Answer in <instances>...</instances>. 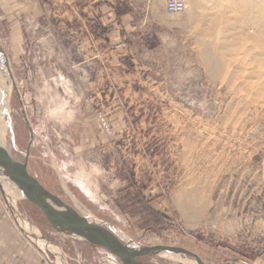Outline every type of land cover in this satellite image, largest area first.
Segmentation results:
<instances>
[{
    "label": "rangeland",
    "instance_id": "rangeland-1",
    "mask_svg": "<svg viewBox=\"0 0 264 264\" xmlns=\"http://www.w3.org/2000/svg\"><path fill=\"white\" fill-rule=\"evenodd\" d=\"M166 1L0 0V63L14 85L0 84L5 148L123 241L181 248L203 264H264V38L218 37L196 20V1L175 16ZM57 98L68 122L54 118ZM82 171L95 196L80 187ZM7 196L0 264H121ZM137 261L197 264L178 254Z\"/></svg>",
    "mask_w": 264,
    "mask_h": 264
},
{
    "label": "water",
    "instance_id": "water-1",
    "mask_svg": "<svg viewBox=\"0 0 264 264\" xmlns=\"http://www.w3.org/2000/svg\"><path fill=\"white\" fill-rule=\"evenodd\" d=\"M0 50V55H1ZM3 57V56H2ZM0 62H2L0 58ZM5 65V61H3ZM12 86L13 80L5 65ZM27 123V122H26ZM31 135V129H30ZM5 179L15 190L17 196L37 207L45 216L50 226L57 232L85 241L91 245L106 249L116 256L121 264H140L141 257L178 254L192 257L197 264H203L193 253L176 247H145L121 240L109 226L80 215L74 208L49 193L32 177L27 170V160L23 163L13 160L5 146L0 145V192L9 203L1 186ZM10 205V204H9Z\"/></svg>",
    "mask_w": 264,
    "mask_h": 264
},
{
    "label": "bare ground",
    "instance_id": "bare-ground-1",
    "mask_svg": "<svg viewBox=\"0 0 264 264\" xmlns=\"http://www.w3.org/2000/svg\"><path fill=\"white\" fill-rule=\"evenodd\" d=\"M193 1L194 2L196 1L193 4V8L194 9L196 8V10L200 12L198 14L199 19L196 20L205 23L206 27H209L210 29L213 28L212 31L218 37L227 33L228 31L227 29H243L244 34H246L249 31H252L251 33L254 34V38H258V39H260L261 37L264 38V0H200V4L203 3L209 5L212 4L213 7L211 8V11L213 13L208 16L203 15L205 13L204 11L206 10V8L205 10L201 9V5L197 3V0H193ZM203 59L205 60V63H207V66L211 65L209 64L211 60V52L209 50L204 51ZM6 78L9 79L8 74L3 69V65L0 63V84L2 80ZM64 85H65L64 87L67 89V85L66 84ZM2 93L4 94V91ZM6 97L8 98V95ZM2 102L3 100L0 99V145L5 146L6 135L9 129V124L3 121V111L7 110L8 102L7 99L4 101V103ZM65 105H67L65 100H60V99L56 100L52 113L55 116L54 118H56L57 120L59 118L60 120L61 118H65L66 122H68V119L70 120L72 118L73 113H71L70 111L66 112ZM96 172L98 173V171ZM92 173L94 172H91V174ZM90 176H91L90 174H87L84 171H82V174L79 175V178L81 180L79 182L80 187L82 188L84 187V190H86L84 192L86 194L91 192L95 193V188H96L94 184L95 180L93 181L92 179L94 176L93 177L91 176L92 178ZM1 186L4 191L5 198L9 202L8 204L11 203L9 196H7L8 193L11 194L12 196L11 198L14 202L20 200L13 187L5 179H2ZM164 256L170 257L172 256V254L171 255L164 254ZM173 258L176 259L177 257L176 258L173 257Z\"/></svg>",
    "mask_w": 264,
    "mask_h": 264
},
{
    "label": "built area",
    "instance_id": "built-area-1",
    "mask_svg": "<svg viewBox=\"0 0 264 264\" xmlns=\"http://www.w3.org/2000/svg\"><path fill=\"white\" fill-rule=\"evenodd\" d=\"M165 10L168 15H182L186 10L185 0H167Z\"/></svg>",
    "mask_w": 264,
    "mask_h": 264
},
{
    "label": "crops",
    "instance_id": "crops-1",
    "mask_svg": "<svg viewBox=\"0 0 264 264\" xmlns=\"http://www.w3.org/2000/svg\"><path fill=\"white\" fill-rule=\"evenodd\" d=\"M123 81V80H122ZM96 189V188H95ZM93 193V192H92ZM93 196H95L96 195V193H93L92 194ZM2 212H3V215H2ZM0 215H2V221L4 222V229H5V231L7 230V229H11V227L9 226L10 224H9V222L7 221V218H6V216L4 215V209H3V207H2V205H1V203H0ZM3 227H1V231H2V229H3ZM11 231V230H10ZM9 231H7V233H8ZM10 233V232H9ZM10 235H11V237H13L14 235H15V232L14 231H11V233H10ZM10 237V238H11ZM9 238V237H8ZM15 242H13V244H14ZM32 252L30 251V254H31Z\"/></svg>",
    "mask_w": 264,
    "mask_h": 264
}]
</instances>
